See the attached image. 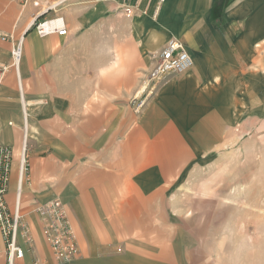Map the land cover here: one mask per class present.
<instances>
[{
    "label": "crops",
    "instance_id": "0c3cea01",
    "mask_svg": "<svg viewBox=\"0 0 264 264\" xmlns=\"http://www.w3.org/2000/svg\"><path fill=\"white\" fill-rule=\"evenodd\" d=\"M42 7L0 0L8 36L0 39V144L12 150L6 201L12 208L25 136L20 212L33 239L16 264H221L209 256V194L197 171L240 148L242 118L252 117L257 131L264 117V0ZM34 16H61L66 33L40 36ZM19 38L15 70L10 49ZM171 38L192 66L167 75L135 110L141 77ZM56 198L79 249L64 263L36 211Z\"/></svg>",
    "mask_w": 264,
    "mask_h": 264
},
{
    "label": "rangeland",
    "instance_id": "374dc122",
    "mask_svg": "<svg viewBox=\"0 0 264 264\" xmlns=\"http://www.w3.org/2000/svg\"><path fill=\"white\" fill-rule=\"evenodd\" d=\"M236 127L239 147L197 171L209 197V256L221 264H264V117ZM257 125V124H256Z\"/></svg>",
    "mask_w": 264,
    "mask_h": 264
},
{
    "label": "built area",
    "instance_id": "2783aa9c",
    "mask_svg": "<svg viewBox=\"0 0 264 264\" xmlns=\"http://www.w3.org/2000/svg\"><path fill=\"white\" fill-rule=\"evenodd\" d=\"M30 1L34 6L43 8L46 0ZM54 8L53 4L45 6L46 9ZM30 27L37 34L45 36L51 33L63 35L66 29L61 16L40 19L34 16ZM0 39L7 40L8 36L0 32ZM22 56V39L19 38L10 49L11 66L18 70ZM153 66L146 71L139 84V89L132 96L135 110L143 106L148 97L152 96L160 82L169 74H179L187 71L192 66V58L179 40L169 39L165 46L155 55ZM6 66L1 67V72ZM25 139V136H24ZM23 139L22 155L18 169V180L15 192L14 205L10 208L6 201L9 177L12 163V150L9 146L0 144V234L5 244L6 264H16L17 260L24 257L26 250L33 249V239L26 221L20 212L21 184L26 177L27 165L24 156L26 143ZM41 224V232L45 242L50 247L55 259L59 263L69 262L78 252V245L71 228L70 222L62 202L53 199L36 207Z\"/></svg>",
    "mask_w": 264,
    "mask_h": 264
}]
</instances>
